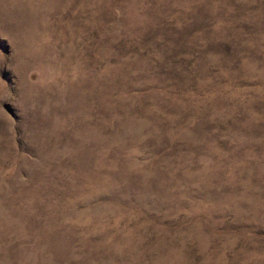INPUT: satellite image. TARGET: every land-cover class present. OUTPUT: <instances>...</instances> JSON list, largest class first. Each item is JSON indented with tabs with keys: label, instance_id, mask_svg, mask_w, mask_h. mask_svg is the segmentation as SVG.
<instances>
[{
	"label": "rangeland",
	"instance_id": "rangeland-1",
	"mask_svg": "<svg viewBox=\"0 0 264 264\" xmlns=\"http://www.w3.org/2000/svg\"><path fill=\"white\" fill-rule=\"evenodd\" d=\"M0 264H264V0H0Z\"/></svg>",
	"mask_w": 264,
	"mask_h": 264
}]
</instances>
